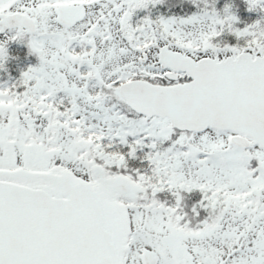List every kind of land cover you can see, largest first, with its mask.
<instances>
[{
    "label": "snow or ice",
    "instance_id": "snow-or-ice-1",
    "mask_svg": "<svg viewBox=\"0 0 264 264\" xmlns=\"http://www.w3.org/2000/svg\"><path fill=\"white\" fill-rule=\"evenodd\" d=\"M164 3L0 0V264H264V0Z\"/></svg>",
    "mask_w": 264,
    "mask_h": 264
},
{
    "label": "trees",
    "instance_id": "trees-1",
    "mask_svg": "<svg viewBox=\"0 0 264 264\" xmlns=\"http://www.w3.org/2000/svg\"><path fill=\"white\" fill-rule=\"evenodd\" d=\"M225 0H217V7L223 5ZM233 5L234 10L240 15L241 23L250 22L251 19L255 18L257 13L250 12L246 9L245 0H230ZM184 9H191L190 0H182ZM144 11L141 10L140 14L143 15ZM182 11L180 3H177V0H165V3L162 5H157L152 8V14H158L159 12L165 13H174ZM36 57L32 54H29L27 51L26 45L20 44L18 42H11L9 44V59L6 61L8 66V71L16 76L19 74V71L26 67L29 63H35ZM8 73H5L3 70H0V80L7 79ZM191 201H189V204Z\"/></svg>",
    "mask_w": 264,
    "mask_h": 264
}]
</instances>
